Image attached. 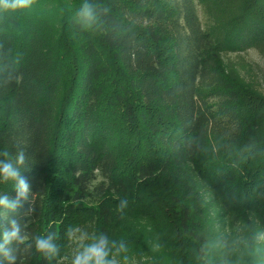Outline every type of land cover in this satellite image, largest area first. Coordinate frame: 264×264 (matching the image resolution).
Segmentation results:
<instances>
[{"label":"trees","instance_id":"trees-1","mask_svg":"<svg viewBox=\"0 0 264 264\" xmlns=\"http://www.w3.org/2000/svg\"><path fill=\"white\" fill-rule=\"evenodd\" d=\"M85 3L97 13L91 27ZM262 48L264 0H36L0 11V152L24 150L31 189L0 225L15 218L29 241L54 233L60 248L48 260L19 246L16 264H62L70 227L136 247L146 220L166 240L165 217L174 264H206L202 187L210 209L248 229L244 264H255L264 98L222 58ZM165 189L176 193L169 203ZM3 194L15 198L11 183Z\"/></svg>","mask_w":264,"mask_h":264},{"label":"rangeland","instance_id":"rangeland-1","mask_svg":"<svg viewBox=\"0 0 264 264\" xmlns=\"http://www.w3.org/2000/svg\"><path fill=\"white\" fill-rule=\"evenodd\" d=\"M200 16L203 20L201 12ZM222 62L223 67L229 74L234 75L239 81L264 98V48L244 53L227 54L223 56ZM202 188L201 193L205 197L209 215L211 216V220L207 225L210 244L208 246L209 256L206 264H244L250 254L246 244L248 229L241 224L233 226L218 211L214 212V209H210L212 208L209 205L211 195L208 189ZM165 191L159 192V194L167 195L165 197H167L166 201L169 203L170 199L168 197L176 193L173 189L169 193L167 192L169 191L168 189H165ZM162 207L163 205L160 203L159 208L162 209ZM137 226L138 229L134 228L140 234L138 236L139 240L136 242L137 246L127 247L128 251L123 254L127 256V260H124L123 256H121L119 264H174L175 258H173L171 246L168 244H172L174 235L168 218L165 217V222L162 221L159 225L168 233L165 237L166 240L159 239L158 235H149V233L155 232L150 229V226L148 227L146 220L137 223ZM254 242H256L258 247L253 254L256 259L255 261L252 259V261L255 264H264V233L258 232L254 237ZM74 245L73 252L67 259L62 261V264H70L76 247L75 242Z\"/></svg>","mask_w":264,"mask_h":264},{"label":"clouds","instance_id":"clouds-1","mask_svg":"<svg viewBox=\"0 0 264 264\" xmlns=\"http://www.w3.org/2000/svg\"><path fill=\"white\" fill-rule=\"evenodd\" d=\"M35 2L36 0H0V11L27 9ZM79 16L87 27L97 22V13L88 3L82 5ZM0 156L4 157L0 159V183L5 185L11 183L16 193L15 198H10L7 194L0 195V219H5L9 212L18 214L23 208V203L29 200L31 189L27 179L21 174V169L26 163L24 150H19L14 157L5 150L0 152ZM126 206L127 201H121L118 210L122 212ZM31 210L30 208L29 211ZM8 225L7 228L0 225V264H16V248L19 246L31 248L34 244L35 252L48 260L59 255L60 248L54 242L56 239L54 233L36 236L33 241H29L17 219H10ZM66 234L76 244L70 264H119L121 256L127 260V256L123 255L128 251L127 246L124 243L117 246L113 241L110 247L109 240L102 232L76 233L70 227Z\"/></svg>","mask_w":264,"mask_h":264}]
</instances>
